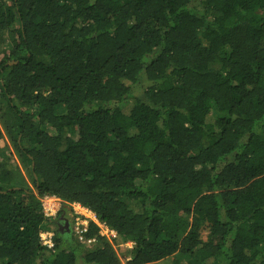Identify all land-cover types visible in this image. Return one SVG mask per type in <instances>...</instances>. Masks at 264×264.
<instances>
[{
    "label": "trees",
    "instance_id": "trees-1",
    "mask_svg": "<svg viewBox=\"0 0 264 264\" xmlns=\"http://www.w3.org/2000/svg\"><path fill=\"white\" fill-rule=\"evenodd\" d=\"M3 136L0 264H264V0H0Z\"/></svg>",
    "mask_w": 264,
    "mask_h": 264
},
{
    "label": "rangeland",
    "instance_id": "rangeland-1",
    "mask_svg": "<svg viewBox=\"0 0 264 264\" xmlns=\"http://www.w3.org/2000/svg\"><path fill=\"white\" fill-rule=\"evenodd\" d=\"M0 148H6L7 150H11L10 144L5 136H3V139L0 141ZM12 163L17 165L16 159H12ZM41 204L45 216L54 217L60 214L57 218L58 229L60 232H68V228L70 231L71 229H73L74 231V225L76 223L75 221L77 220H79V222L85 223L86 225L89 223V221L95 222L97 224V221L94 219V217L91 216V214L86 212L84 209L80 208L78 205H72L63 208L59 200L54 198H44L42 199ZM63 209H65V211H63ZM100 231L101 235H104L109 239H112L114 236V233L107 231V229L103 228L101 225ZM204 237L205 234H203L202 238L204 239ZM125 246L127 249H129L131 247V244H127Z\"/></svg>",
    "mask_w": 264,
    "mask_h": 264
},
{
    "label": "built area",
    "instance_id": "built-area-1",
    "mask_svg": "<svg viewBox=\"0 0 264 264\" xmlns=\"http://www.w3.org/2000/svg\"><path fill=\"white\" fill-rule=\"evenodd\" d=\"M46 199H50L48 197H45ZM55 199V198H54ZM53 209V208H52ZM86 211V210H85ZM87 212V211H86ZM90 214V213H89ZM92 216V215H91ZM78 219V218H77ZM80 219V218H79ZM81 220V219H80ZM75 225H74V231H75V234L77 236H81L82 234H84L86 232V225L85 223L83 222H79V220L75 221ZM52 234L51 233H41L40 234V240L43 244V246L47 247V248H51L53 246V243H52ZM91 240L87 241V243H90Z\"/></svg>",
    "mask_w": 264,
    "mask_h": 264
},
{
    "label": "bare ground",
    "instance_id": "bare-ground-1",
    "mask_svg": "<svg viewBox=\"0 0 264 264\" xmlns=\"http://www.w3.org/2000/svg\"><path fill=\"white\" fill-rule=\"evenodd\" d=\"M81 208V207H80Z\"/></svg>",
    "mask_w": 264,
    "mask_h": 264
},
{
    "label": "clouds",
    "instance_id": "clouds-1",
    "mask_svg": "<svg viewBox=\"0 0 264 264\" xmlns=\"http://www.w3.org/2000/svg\"><path fill=\"white\" fill-rule=\"evenodd\" d=\"M85 210V209H84Z\"/></svg>",
    "mask_w": 264,
    "mask_h": 264
}]
</instances>
